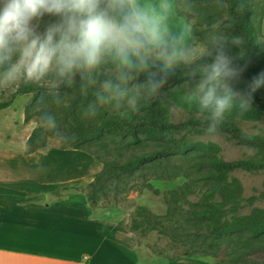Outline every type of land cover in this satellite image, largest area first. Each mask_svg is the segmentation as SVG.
<instances>
[{
	"label": "trees",
	"instance_id": "obj_1",
	"mask_svg": "<svg viewBox=\"0 0 264 264\" xmlns=\"http://www.w3.org/2000/svg\"><path fill=\"white\" fill-rule=\"evenodd\" d=\"M191 3L192 8L180 15L195 17L191 26L192 37L199 38L206 46L214 31L213 25L217 26L215 31L244 37L248 56L236 60L243 71L233 87L240 92L246 91L253 77L264 72V34L261 28L264 0H191ZM58 20L56 16L45 14L39 20L37 30L42 33L49 23ZM238 51L230 46L229 54L235 57ZM204 59L212 62L209 57ZM186 71L184 65L177 67L168 75L167 84L158 98L142 103L138 111H129L124 117L104 106L99 107L94 118H85L83 108L95 97L91 94L81 96L78 84L76 88L62 86L63 101L57 105L46 94L45 87L21 82L11 99L0 103V111L8 108L18 96L32 95L25 120L29 121L34 115L40 118L47 111L55 117L56 127L45 128L40 120L26 142L27 154L47 147L49 140L56 139L60 149L83 150L101 162V173L90 183L92 202H98L102 197L109 200L108 192L113 188L116 191L112 198L116 200L121 193L131 191L151 190L159 194L150 181L140 183L139 179L143 178L136 177L137 172L146 169L159 170L169 180L185 179L165 195L167 210L163 216L154 215L145 208L137 210L136 229L142 226L174 237L192 234V240L200 245L237 234L246 227L254 237L264 235V212L254 209L253 213L244 214L258 197L243 198L241 187L233 176L237 171H264V161H228L220 155L217 144L197 139L208 134L207 121L185 99L194 86V82L185 76ZM143 79L142 76L141 81ZM42 96L44 100L40 102ZM173 111H178L182 117L176 120ZM263 121L264 87H261L254 94L252 109L243 115L233 111L216 134L225 136L236 146L264 150V135L244 130L245 123ZM146 145H151L148 151H137ZM179 159L185 161V169L174 165L171 170L172 161ZM106 181L110 183L104 190ZM195 194L197 200L190 201ZM186 224L192 228L186 230Z\"/></svg>",
	"mask_w": 264,
	"mask_h": 264
},
{
	"label": "clouds",
	"instance_id": "obj_2",
	"mask_svg": "<svg viewBox=\"0 0 264 264\" xmlns=\"http://www.w3.org/2000/svg\"><path fill=\"white\" fill-rule=\"evenodd\" d=\"M191 8V0H0V88L35 83L59 105L61 87L78 84L81 96L95 97L83 108L85 118L104 106L124 117L158 98L168 75L184 65L194 82L185 99L214 135L233 111L243 115L252 109L264 72L246 91H237L233 85L243 70L236 60L247 58V42L213 25L201 51L180 15ZM45 14L59 20L41 33L33 21ZM230 46L239 49L235 57ZM40 120L45 128L56 127L47 111Z\"/></svg>",
	"mask_w": 264,
	"mask_h": 264
},
{
	"label": "rangeland",
	"instance_id": "obj_3",
	"mask_svg": "<svg viewBox=\"0 0 264 264\" xmlns=\"http://www.w3.org/2000/svg\"><path fill=\"white\" fill-rule=\"evenodd\" d=\"M186 18H192L194 23L196 21L193 15ZM263 22L264 17L262 33ZM33 24L38 27L39 21H33ZM196 39L203 47H207L199 38ZM20 83L0 88V103L10 100ZM31 101L32 95L18 96L8 108L0 111V164L5 168L10 166L21 168L30 164L32 171L27 174L30 173L32 184L35 179L37 181L31 190L28 189L29 185L26 182L20 185L22 202L35 200L39 204H56L54 207L58 210H69L86 218L114 224L115 229L110 233L111 238L129 249L132 264H264V235L254 237L248 227L237 234L213 239L203 245L193 241L192 234L189 237L187 235L174 237L161 234L157 230H147L142 226L134 228L139 208H145L158 216L166 213L165 195L181 185L185 180L183 178L169 180L168 176L162 175L159 170L146 169L137 172L136 177L143 178L139 179L140 183L150 181L159 194H154L151 190H144L142 193L131 191L127 194L121 193V197L116 200L112 198L116 191L113 188L108 192L109 200L102 197L93 203L90 200V183L101 173L103 164L88 152L62 150L59 141L51 139L47 147L32 153L28 159L26 142L32 130L40 123L37 115L32 116L29 121L25 120ZM173 113L176 120L182 117L178 111ZM244 130L250 134L264 135V121L245 123ZM197 139L217 144L220 147V155L228 161L238 159L264 161V150L236 146L220 134H204ZM150 148L151 145H146L137 151L145 152ZM174 165L185 169L183 159L172 161L171 170ZM21 174L22 181L29 178L23 175L24 172ZM233 176L241 187L243 198L253 195L258 197L253 206L244 210V214H251L254 209L264 212V171L258 173L237 171ZM109 183L108 181L104 183V190L109 187ZM197 196L192 195L190 201L195 202ZM185 228L189 230L192 225L186 224Z\"/></svg>",
	"mask_w": 264,
	"mask_h": 264
},
{
	"label": "crops",
	"instance_id": "obj_4",
	"mask_svg": "<svg viewBox=\"0 0 264 264\" xmlns=\"http://www.w3.org/2000/svg\"><path fill=\"white\" fill-rule=\"evenodd\" d=\"M183 22L191 26L194 20ZM191 42L206 49L195 37ZM28 155L29 159L32 154ZM31 171L30 164L21 168L0 164V264L133 263L129 249L111 238L114 224L58 210L56 204L22 202L20 185L26 182L31 190L37 184L36 179L31 183L27 174ZM23 172L29 176L26 181Z\"/></svg>",
	"mask_w": 264,
	"mask_h": 264
}]
</instances>
